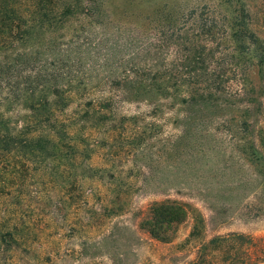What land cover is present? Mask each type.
I'll use <instances>...</instances> for the list:
<instances>
[{
	"label": "trees",
	"instance_id": "1",
	"mask_svg": "<svg viewBox=\"0 0 264 264\" xmlns=\"http://www.w3.org/2000/svg\"><path fill=\"white\" fill-rule=\"evenodd\" d=\"M106 6L105 0H0V244L7 237L41 243L40 210H84L104 227L127 211L134 191L166 185L126 183L109 174L122 160L135 163L151 144L141 131L144 116L122 114L121 104L143 103L155 113L171 103L190 120L194 112L207 113V102L219 92L212 86L228 82V73L198 65H207L204 55L210 62L222 40L264 65L263 41L245 8L230 7L223 16L216 7L194 9L192 36L175 46L178 55L165 70L157 64L168 43L125 60L124 32L103 26ZM128 62L140 67L130 70ZM262 146L264 137L252 144L263 161ZM192 210L167 199L152 204L135 226L171 244ZM203 230L199 219L191 237L200 238ZM201 247L189 264H211L206 260L216 253L217 264H264V241L243 234L215 237Z\"/></svg>",
	"mask_w": 264,
	"mask_h": 264
},
{
	"label": "rangeland",
	"instance_id": "2",
	"mask_svg": "<svg viewBox=\"0 0 264 264\" xmlns=\"http://www.w3.org/2000/svg\"><path fill=\"white\" fill-rule=\"evenodd\" d=\"M105 1L110 13L103 26L124 32L127 61L136 50L168 43L170 49L157 65L169 70L178 55L175 46L192 36L191 12L205 7L218 8L222 16L230 7L245 8L263 41L259 53L264 54V0ZM204 59L207 65L199 67L228 73L224 78L228 82L212 86L219 92L207 102L211 109L207 113L194 112L190 120L171 103L155 113L143 103L120 105L124 115L144 116L141 131L151 144L135 163L122 160L109 174L126 183L166 185L134 191L127 211L107 220L104 227L88 220L84 210L58 215L40 210L42 242L19 244L7 237L0 244V264H189L199 259L202 243L215 237L243 234L264 241V160L252 149L255 139L264 137V65L224 40L213 48L210 62L207 55ZM128 65L130 70L140 67L136 62ZM260 148L264 153V146ZM181 183L186 186L175 188ZM167 199L184 201L193 209L171 244L160 243L135 226L152 204ZM199 219L204 222L203 234L193 238ZM217 257L218 253L206 261L217 264Z\"/></svg>",
	"mask_w": 264,
	"mask_h": 264
}]
</instances>
